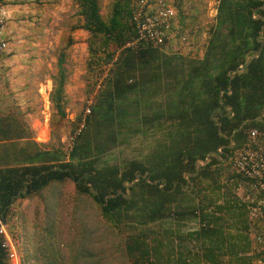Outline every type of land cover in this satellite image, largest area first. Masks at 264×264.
I'll return each instance as SVG.
<instances>
[{
    "label": "trees",
    "instance_id": "16d2710c",
    "mask_svg": "<svg viewBox=\"0 0 264 264\" xmlns=\"http://www.w3.org/2000/svg\"><path fill=\"white\" fill-rule=\"evenodd\" d=\"M134 3L114 0L104 19L99 0H77L94 64H112L68 154L0 162V221L19 232L21 264H252L249 202L226 170L248 129L264 134V0H218L200 58L127 45ZM56 68L49 100L64 117V50ZM150 89L164 99H139Z\"/></svg>",
    "mask_w": 264,
    "mask_h": 264
},
{
    "label": "rangeland",
    "instance_id": "374dc122",
    "mask_svg": "<svg viewBox=\"0 0 264 264\" xmlns=\"http://www.w3.org/2000/svg\"><path fill=\"white\" fill-rule=\"evenodd\" d=\"M113 1L99 0L104 19L110 15ZM168 1L176 10L177 36L182 32L186 36V43L181 45L182 52L178 53L176 47L180 44L179 41L176 43L174 36L163 51L177 53L186 58H200L208 37L209 25L214 22L218 0ZM0 8L6 11L2 37L7 42L5 50L0 52V86L4 87L0 88V107L20 108L23 113L29 112L32 107L33 114L38 119L34 136L45 137L50 133L49 142L43 144L40 141V146L57 147L68 154L73 143L72 130L80 125L76 118L80 115L83 118L87 114L86 108L93 105L112 63L101 60L94 64L89 49L90 34L80 27L82 19L78 14L77 0H4ZM62 50L65 51L68 73L65 85V116L61 117L49 101L46 128L43 125L46 116L44 100L39 90L44 89L43 85L48 83H51L52 89L51 77L57 71V56ZM150 90L138 95L139 99H146L145 95L159 101L164 99V90ZM19 91L24 94L21 99L17 98L20 97V94L17 95ZM122 128L127 132L126 127ZM135 135L143 140L145 138L141 131ZM134 141L140 145L137 137ZM27 205L31 208L33 201L25 199L21 203L19 200L14 203L15 215L10 217V225L16 227L19 221L17 213ZM196 225L197 221H189L182 230L193 229ZM18 234L19 232H14L13 236L21 252Z\"/></svg>",
    "mask_w": 264,
    "mask_h": 264
},
{
    "label": "built area",
    "instance_id": "2783aa9c",
    "mask_svg": "<svg viewBox=\"0 0 264 264\" xmlns=\"http://www.w3.org/2000/svg\"><path fill=\"white\" fill-rule=\"evenodd\" d=\"M5 14V9L0 8V52L7 46L2 37ZM176 16L175 7L168 0H135L131 12L134 35L127 45L147 43L165 49L176 36L175 41L180 44L176 51L182 52L180 48L186 43V36L181 31L177 36ZM39 92L48 101L50 91L44 87ZM86 112H90V107L86 108ZM83 123L84 119L74 132L73 140ZM246 133V141L235 148L227 160L226 174L235 182V191L239 198L249 202L250 236L253 240L251 253H260L259 257L253 259L252 264H264V134L257 128H250ZM0 243L5 249V264H21L17 240L2 221Z\"/></svg>",
    "mask_w": 264,
    "mask_h": 264
},
{
    "label": "crops",
    "instance_id": "0c3cea01",
    "mask_svg": "<svg viewBox=\"0 0 264 264\" xmlns=\"http://www.w3.org/2000/svg\"><path fill=\"white\" fill-rule=\"evenodd\" d=\"M43 87L50 91L51 83L45 84L43 85ZM0 88L4 87L0 86ZM5 90L1 91L3 93H6ZM17 95L20 96L17 98L21 99V97L24 96L23 91H19ZM42 97L44 100V107L46 111L45 119H43V125L47 128L49 112L46 109L49 108L50 100L48 99L47 101L45 100L44 96ZM23 112L24 111H20V108L12 109L11 107H0V162L5 159H14L15 157L19 158L21 156H30L35 153L37 149H57V147L53 146H40V141L43 142V144H47L49 142L50 133L49 135L47 134V136L45 137H41V135H37L38 137L34 136L33 131L37 130L38 128L36 126L38 119L33 114V108L31 107L30 111L27 113ZM6 130L9 131V133L6 132ZM43 133H45V131H43ZM9 137H12V139H10Z\"/></svg>",
    "mask_w": 264,
    "mask_h": 264
}]
</instances>
